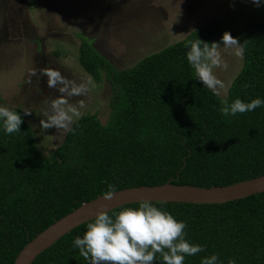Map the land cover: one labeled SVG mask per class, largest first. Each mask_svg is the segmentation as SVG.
<instances>
[{
	"label": "trees",
	"instance_id": "16d2710c",
	"mask_svg": "<svg viewBox=\"0 0 264 264\" xmlns=\"http://www.w3.org/2000/svg\"><path fill=\"white\" fill-rule=\"evenodd\" d=\"M245 2L233 15L236 23L214 20L125 70L83 37L79 62L95 83L110 85L109 116L105 124L98 113L81 116L49 157L36 145L22 110H14L24 121L20 132L6 134L0 121V264H14L38 235L104 196L109 185L115 192L168 183L214 188L264 176V106L227 117L220 111L224 100H264V0L259 7ZM240 15L245 20L237 23ZM225 32L245 51L241 72L221 98L197 79L186 44L219 43ZM152 204L184 222L187 242L205 249L186 256L184 264L212 255L218 264H264V194L222 205ZM89 223L34 264H89L73 246ZM154 264H162L159 255Z\"/></svg>",
	"mask_w": 264,
	"mask_h": 264
},
{
	"label": "rangeland",
	"instance_id": "374dc122",
	"mask_svg": "<svg viewBox=\"0 0 264 264\" xmlns=\"http://www.w3.org/2000/svg\"><path fill=\"white\" fill-rule=\"evenodd\" d=\"M245 6V0H0V106L32 112L27 121L36 145L49 157L67 132L40 128L46 119L42 113L51 111L50 101L59 93L48 88L39 70L56 69L77 84L86 83L91 77L79 62L83 37L116 69L125 70L214 20L236 23L233 15ZM244 20L243 15L236 19ZM221 47L229 67L214 73L226 84L219 95L225 98L244 60ZM33 70L37 76H31ZM91 81L88 94L70 102L83 99L81 116L98 113L105 124L111 87Z\"/></svg>",
	"mask_w": 264,
	"mask_h": 264
},
{
	"label": "clouds",
	"instance_id": "9594fccd",
	"mask_svg": "<svg viewBox=\"0 0 264 264\" xmlns=\"http://www.w3.org/2000/svg\"><path fill=\"white\" fill-rule=\"evenodd\" d=\"M252 2L257 7L261 4V0ZM221 44L224 51L243 59L244 44L229 32L223 34L219 43L209 44L196 39L186 44L190 49L187 61L197 79L216 96L226 90V84L215 75L214 69L227 70L229 67L221 53ZM37 75V70L31 72V76ZM39 75L47 76L48 88L59 93L50 101L51 111L42 113L46 119L40 121L41 130L55 128L58 132L72 131L71 125L81 117V109L86 104L83 99L75 104L70 100L88 94L91 78L86 83L77 84L52 68L39 70ZM261 106H264V100L259 98L250 103L236 99L231 105L224 100L220 111L227 117L251 112ZM31 113L25 111L24 115ZM0 121L6 134L20 132L24 122L17 112L4 106H0ZM115 191V186L109 185L103 198L111 200ZM185 228L184 222H178L170 213L144 200L138 208H125L112 216L105 210L98 212L94 222L87 225L83 238L77 237L73 246L79 249V255L89 264H154L157 255L162 258V264H184L186 256H195L205 251L202 246L187 242ZM201 264H218V256L206 257ZM228 264H236V261L230 259Z\"/></svg>",
	"mask_w": 264,
	"mask_h": 264
},
{
	"label": "water",
	"instance_id": "95a60500",
	"mask_svg": "<svg viewBox=\"0 0 264 264\" xmlns=\"http://www.w3.org/2000/svg\"><path fill=\"white\" fill-rule=\"evenodd\" d=\"M258 194H264V176L227 187L198 188L168 183L155 187L117 191L111 200H105L103 196L98 197L50 226L21 251L14 264H34L60 239L78 227L93 221L96 214L102 210L110 213L126 205L140 204L144 200L151 203L222 205Z\"/></svg>",
	"mask_w": 264,
	"mask_h": 264
}]
</instances>
